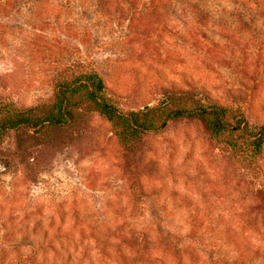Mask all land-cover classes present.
<instances>
[{"label":"rangeland","instance_id":"rangeland-1","mask_svg":"<svg viewBox=\"0 0 264 264\" xmlns=\"http://www.w3.org/2000/svg\"><path fill=\"white\" fill-rule=\"evenodd\" d=\"M89 68L121 112L194 92L264 127V0H0L1 117ZM75 114L0 137V264H264V142L178 119L125 147Z\"/></svg>","mask_w":264,"mask_h":264},{"label":"trees","instance_id":"trees-1","mask_svg":"<svg viewBox=\"0 0 264 264\" xmlns=\"http://www.w3.org/2000/svg\"><path fill=\"white\" fill-rule=\"evenodd\" d=\"M95 69L81 70L76 74L66 70L55 84L51 103L0 116V137L8 130L22 127L42 129L69 125L75 121V110L85 108L109 122L113 126L115 136L125 147H129L142 135L162 128L167 121L188 119L199 120L209 138L223 144L234 157L241 155V145L226 138L229 133L234 132L251 139L248 143L250 154L260 153L264 142V127L251 128L241 115L232 114L228 109L210 102L208 96H196L194 92L177 96L164 94L152 108L145 107L139 111L125 113L111 105L104 96L103 84ZM237 157L239 164L248 161L246 155L239 156V159ZM245 167L250 169L249 166ZM250 167L251 170L254 169V166Z\"/></svg>","mask_w":264,"mask_h":264}]
</instances>
